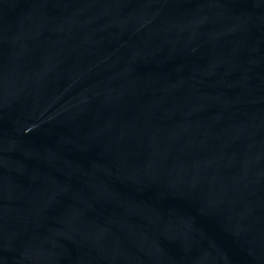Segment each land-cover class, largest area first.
I'll list each match as a JSON object with an SVG mask.
<instances>
[{
	"label": "water",
	"instance_id": "95a60500",
	"mask_svg": "<svg viewBox=\"0 0 264 264\" xmlns=\"http://www.w3.org/2000/svg\"><path fill=\"white\" fill-rule=\"evenodd\" d=\"M0 264H264V0H0Z\"/></svg>",
	"mask_w": 264,
	"mask_h": 264
}]
</instances>
